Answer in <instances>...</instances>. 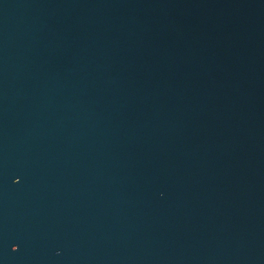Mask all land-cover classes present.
I'll return each mask as SVG.
<instances>
[{
  "label": "water",
  "instance_id": "95a60500",
  "mask_svg": "<svg viewBox=\"0 0 264 264\" xmlns=\"http://www.w3.org/2000/svg\"><path fill=\"white\" fill-rule=\"evenodd\" d=\"M0 264H264V0H0Z\"/></svg>",
  "mask_w": 264,
  "mask_h": 264
}]
</instances>
